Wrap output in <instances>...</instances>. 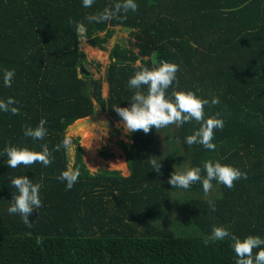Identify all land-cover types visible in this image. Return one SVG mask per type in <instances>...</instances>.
<instances>
[{"label": "trees", "instance_id": "obj_1", "mask_svg": "<svg viewBox=\"0 0 264 264\" xmlns=\"http://www.w3.org/2000/svg\"><path fill=\"white\" fill-rule=\"evenodd\" d=\"M116 2L94 0L85 8L82 0H0V100L12 97L20 110L0 111V264H235L230 240L205 246L204 238L213 226L241 239L264 238V0H135L138 10L126 19L124 13L102 23L86 19ZM116 27L132 31L128 46L116 43L111 50L104 97V79L82 69L88 59L81 41L88 37L106 50ZM161 62L179 65L177 91L219 98L205 107V118L220 113L224 120L214 133V151L186 143L200 127L195 121L130 133L132 144H124L128 176L92 172L79 137H70L77 144L73 162L69 147L54 151L71 125L96 114V102L121 120L113 106L130 107L135 90L129 79ZM4 69L15 70L11 87L4 86ZM42 119L47 136L26 137L25 126L35 128ZM44 144L54 157L50 166L7 165L5 147L40 152ZM151 159L161 163L160 173ZM208 160L239 168L247 179L233 188L213 181L208 197L200 183L187 190L168 183L174 171L192 167L206 175ZM65 170L80 172L71 190L57 179ZM19 176L42 185V207L30 215V228L8 213L16 192L11 178ZM208 199L215 212L208 211Z\"/></svg>", "mask_w": 264, "mask_h": 264}, {"label": "clouds", "instance_id": "obj_2", "mask_svg": "<svg viewBox=\"0 0 264 264\" xmlns=\"http://www.w3.org/2000/svg\"><path fill=\"white\" fill-rule=\"evenodd\" d=\"M94 0H82L85 8H90ZM138 10V4L135 0H119L113 7H107L102 12L86 17L89 22L102 23L112 19H121V13H124V19L129 11ZM69 23L74 21L69 19ZM78 32L85 29L83 23H77ZM179 65L175 63L161 62L158 67L149 69L147 67L137 71L128 81V87L134 89L130 101V107L113 106L114 110L122 121L125 131L130 133L143 132L145 135L151 133L155 128L157 132L161 128L172 125L181 127L185 123L193 121L200 124V127L193 134L186 137V143L189 146L194 144L202 145L207 150H215L216 145L213 143L214 133L217 129H223L224 120L220 113L215 116L205 118V107L215 106L220 103L218 97H213L211 101L202 99L192 91H177L173 85L179 84L177 73ZM15 70H3V83L5 87H11ZM172 89L169 93V89ZM146 89V91H144ZM18 103L14 98L9 97L7 101L0 100V111L10 112L12 115H19V109L13 105ZM46 120H41L35 128L25 126L24 135L33 140H43L47 134L45 127ZM71 144L70 139L66 136L62 144H57L54 151H59L61 147L67 149ZM7 156V165L15 169L20 165L30 167L39 162L48 167L53 162L52 151L48 145H42V151L35 152L28 148H19L7 146L4 149ZM151 167L157 173H160L161 163L156 159L150 160ZM203 171L206 175H201V167H192L182 172L174 171L168 183L172 188L189 189L193 184H202L205 197L213 191V181L223 184L227 188H233L235 181L247 179V173L242 172L239 168L221 164L219 161L211 160L203 162ZM80 176L79 170L63 171L58 180L66 181V190H71ZM11 184L16 189L12 194V203L8 208L10 215L18 214L22 217L23 223L27 227H32L30 215L34 210L42 207L40 199V183H33L27 176L11 178ZM208 211L215 212L216 205L213 199H208ZM230 240V247L235 253V264H264V238L260 236L249 235L244 239L239 238L231 233L227 228L213 226L211 234L204 238V244L217 241ZM38 239V243H39Z\"/></svg>", "mask_w": 264, "mask_h": 264}, {"label": "rangeland", "instance_id": "obj_3", "mask_svg": "<svg viewBox=\"0 0 264 264\" xmlns=\"http://www.w3.org/2000/svg\"><path fill=\"white\" fill-rule=\"evenodd\" d=\"M116 33L111 38V40L106 43V50L100 49L99 47L91 45L89 38L82 36L81 41V48L86 53L88 63L84 65L85 69L89 71L95 78H103V95L104 97L108 96L109 91V85L105 78V71L106 67L111 63V50L115 46L116 43H121L122 38H126V46H128V42L130 39V33L123 31V28L116 27ZM84 34V31L81 32ZM101 33V35H103ZM96 114L101 115L102 117H110L115 121L116 128L120 131V135H115L112 133L111 129L103 126L100 123L93 124L92 127L82 126L79 131H77L75 134L70 132L69 139L71 141V144L69 146V154L72 162L75 160V154H76V147L77 144L73 142L72 138H80V145L84 149V159L86 161V164L90 168L92 172H97L100 169H109V170H118L121 171V173L125 176H128L130 174V170L128 168L127 164V158L125 155V142L128 145L132 144V141L128 139V135L130 132L125 131V129L122 126V121L119 119L114 118L111 116L108 112H105L101 109V107L96 102ZM85 132H89L88 137L84 138L83 134ZM72 137V138H70ZM89 145V146H88ZM90 148V149H89ZM89 150H95L98 154V158L95 159V166L89 165L88 160L91 161L89 158ZM108 151L113 154L110 158H104L100 155V151ZM175 213H177L180 217L184 216L183 213H181L182 209L180 205L177 206L175 209ZM175 215H171V218H175ZM170 218V219H171Z\"/></svg>", "mask_w": 264, "mask_h": 264}, {"label": "water", "instance_id": "obj_4", "mask_svg": "<svg viewBox=\"0 0 264 264\" xmlns=\"http://www.w3.org/2000/svg\"><path fill=\"white\" fill-rule=\"evenodd\" d=\"M123 31L131 32L132 29L128 28V27H125V28H123ZM121 44H122V46H126L127 45L125 37L122 38ZM82 69H83V71L86 72V74H90V72L87 71L84 66L82 67ZM97 123H100L103 126H106V127L110 128L113 134L120 135V131L115 126V121L112 118H110V117H102L99 114H94V115H91L89 117L77 120L73 125H71L68 128L66 133H67V135H69L70 132L75 134L77 131H79V129L82 126L92 127L93 124H97Z\"/></svg>", "mask_w": 264, "mask_h": 264}, {"label": "bare ground", "instance_id": "obj_5", "mask_svg": "<svg viewBox=\"0 0 264 264\" xmlns=\"http://www.w3.org/2000/svg\"><path fill=\"white\" fill-rule=\"evenodd\" d=\"M88 134H89V132H85L83 134V136H85L84 138H87L88 137ZM88 153H89V158L91 159V161H89L88 160V157H87V162H89V165H91V166L94 167L95 166V163L94 162H95V159L98 158V154H97V152L95 150H89Z\"/></svg>", "mask_w": 264, "mask_h": 264}, {"label": "crops", "instance_id": "obj_6", "mask_svg": "<svg viewBox=\"0 0 264 264\" xmlns=\"http://www.w3.org/2000/svg\"><path fill=\"white\" fill-rule=\"evenodd\" d=\"M119 28V27H118Z\"/></svg>", "mask_w": 264, "mask_h": 264}]
</instances>
